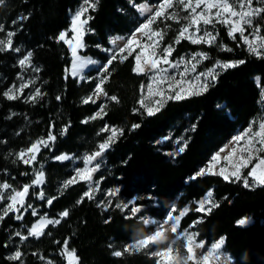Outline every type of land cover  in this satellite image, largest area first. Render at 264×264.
<instances>
[{"label":"trees","instance_id":"1","mask_svg":"<svg viewBox=\"0 0 264 264\" xmlns=\"http://www.w3.org/2000/svg\"><path fill=\"white\" fill-rule=\"evenodd\" d=\"M1 1L0 24L10 28L21 14L26 16L14 38L30 49L33 60L41 65V95L35 102L7 96L6 89L20 66L14 50L0 49V176L13 185L31 186L24 207L2 218L0 215V264H44L46 259L68 264L62 255L66 249L76 252L80 264H158L145 249L124 248L152 228L140 215H127L117 206L105 209L86 194V181L61 185L73 169L70 161L55 157L63 152L100 149V142L108 135L103 130L107 123L121 132L96 175L102 187L119 185L122 196L136 197L137 205L146 206L145 212L160 219L188 207L180 221L182 230L191 228L208 242L224 237L235 264H264V184L252 187L243 178L198 175L200 167L234 131L263 115L264 55L251 53L241 35L233 38L223 24L217 25V31L226 49L186 38L176 42L179 22L160 18L155 25L163 30L164 44L176 45L174 57L203 50L210 55L204 61L207 67L218 59L241 62L224 69L203 92L170 99L158 111L148 113L141 105L146 77L135 70V51L111 61L104 82L107 99L86 101L96 79L81 80L70 74L71 50L60 39L82 0ZM143 1L147 0H90V31L84 53L106 60L99 45H107L114 33L130 31L138 14L136 4ZM255 22L264 37V11ZM94 72L89 70L88 75ZM188 124L192 129L186 148L174 160L165 151L170 145L158 140L171 130L182 134ZM41 134L54 140L39 152L34 163L10 155V151L31 146ZM42 168L47 195L41 200V189L34 180ZM210 190L214 203L210 210H200L197 200ZM34 210L40 215L68 214L58 225H50L42 237L31 236L28 244L22 243V258L11 257V236L23 228L28 233L26 227L37 218ZM245 217L254 220L241 224Z\"/></svg>","mask_w":264,"mask_h":264},{"label":"rangeland","instance_id":"2","mask_svg":"<svg viewBox=\"0 0 264 264\" xmlns=\"http://www.w3.org/2000/svg\"><path fill=\"white\" fill-rule=\"evenodd\" d=\"M90 0H82L72 12V24L63 31L60 39L69 46L72 54L71 75L79 79H96V85L86 101H105L108 94L104 87L109 65L117 57H125L136 51L135 70L144 74L146 79L141 88V105L148 113H154L170 99H181L203 92L218 75L226 68L241 62L239 59H218L212 66H205L204 61L210 55L203 50L185 51L174 57L176 45L164 44V33L156 27L160 18H172L179 22L180 32L177 41L186 38L193 43H206L226 49L227 45L218 38L217 25L227 26L229 34L235 38L240 34L247 49L256 55H264V37L261 27L255 22L264 11V0H160L143 1L136 4L138 14L134 18V26L130 31L114 33L107 45H99L106 54V60H100L93 55H87L86 34L90 31L87 14ZM2 1L0 0V5ZM21 14L11 23L10 28L0 24V49L14 50L17 55V65L20 66L14 82L6 89L10 98L24 97L28 101H37L41 95L40 78L41 65L33 60L32 51L21 43L15 42V32L25 19ZM94 69L92 75L89 70ZM260 83V78H257ZM264 90V85L261 84ZM102 113V112H100ZM192 125L188 124L182 134L177 135L171 130L167 136L160 138L159 143L169 144L165 151L172 159H176L186 148L188 132ZM108 135L100 142L98 150H82L78 152H63L55 157L59 161H70L73 174L61 181L67 186L77 181L87 182L86 194L95 199L105 209L110 206L121 207L127 215H140L152 228L144 235L128 242L125 249H145L157 258L158 264H235V258L227 249L225 238L213 242L200 239L191 228L181 229L180 221L188 207L179 212H170L160 219L145 212L146 206L137 205L136 197L127 198L120 194L119 185L102 187L96 175L105 164L107 151L112 147L121 130L110 123L104 128ZM54 138L43 134L36 137L34 143L18 151H10L15 159L25 163H34L39 152L49 146ZM1 173V172H0ZM217 173L226 178H243L247 185L264 184V113L254 118L244 128H238L216 150L207 164L200 167L198 175ZM46 171L40 170L34 184L39 186V198L45 199ZM30 184L13 185L0 176V215L1 218L13 211H19L26 205L30 192ZM213 191H208L197 200L200 210L208 211L214 201ZM24 211H27L24 209ZM36 220L26 227L16 231L11 236L10 256L22 258L20 249L22 243H29V237H42L50 225H58L67 216L68 211H62L57 216L40 215L33 211ZM252 217L240 220L241 224H250ZM29 247V245H27ZM68 264H80L76 252L70 249L62 251ZM44 264H53L46 259Z\"/></svg>","mask_w":264,"mask_h":264}]
</instances>
